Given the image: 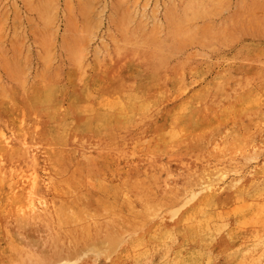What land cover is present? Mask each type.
I'll use <instances>...</instances> for the list:
<instances>
[{"label":"rangeland","instance_id":"1","mask_svg":"<svg viewBox=\"0 0 264 264\" xmlns=\"http://www.w3.org/2000/svg\"><path fill=\"white\" fill-rule=\"evenodd\" d=\"M201 6L198 10L194 0H0V148L11 151L18 146L30 162L11 165L0 152V264L17 259L11 248L14 237L28 238L19 217L32 214L26 208L32 201L42 203L41 211L32 216L53 217L48 226H56L58 232L51 238L48 229L41 233L40 243L30 241L28 248L19 251L25 264L43 259L55 264L72 258L84 247L76 244L85 241L87 225L91 231L99 228L89 243L104 254L85 264H161L165 249L156 239L165 230L174 233L173 244L169 243L172 252L181 248L187 254L172 214L219 173L227 175L222 192L227 204L222 206L228 207L215 213L222 220L219 226L215 221L207 224L212 231L219 230L218 240L225 244L209 249L218 257L216 264H224L226 246L244 249L262 240L264 195L251 205L228 188L237 180L243 185L264 170V0H201ZM127 27L140 28L150 38L136 60L144 66L138 76L140 93L159 103L152 120L161 124L164 118L178 117L188 125L198 119L208 134L218 133L214 143L202 134L196 136V148L181 138L169 143L157 162H144L127 147L144 130L122 127L113 137L105 133L103 141L89 135V142L96 143L85 149L64 146L55 149L57 155L46 153L34 142L43 126L31 119L21 102L39 104L43 92L50 90L63 111L60 117L68 122L77 95L88 94L91 87V98L87 95L85 103L98 100L108 112L112 96L106 86L119 79L116 76L123 67L112 68L108 59ZM252 99L253 108L243 104ZM241 100V109L225 116ZM13 111L16 115L11 116ZM223 143L232 144L231 152L220 153ZM202 207L205 204L197 199L183 208L203 212ZM113 223L117 228L111 227ZM193 225L189 220L184 226L196 230ZM113 232L118 239L115 244L109 240ZM192 242L190 248L196 249L197 243ZM261 251L264 254V248Z\"/></svg>","mask_w":264,"mask_h":264},{"label":"bare ground","instance_id":"2","mask_svg":"<svg viewBox=\"0 0 264 264\" xmlns=\"http://www.w3.org/2000/svg\"><path fill=\"white\" fill-rule=\"evenodd\" d=\"M194 2L196 3V7L198 10L202 8L201 0H194ZM185 11H188V8H185ZM205 11H206V8H205ZM189 12L193 13L192 7H189ZM176 14H178V13H176ZM188 16H190V15H188ZM149 40H150L149 36L147 35V33H144L142 31V29H140V28L134 29V28L127 27L126 32L123 34L122 39L119 42V45L115 48L114 52L112 54H110L109 59H108V63L112 64V68H115L118 65H122L123 67L121 69V73L116 76V77H119V79L116 81H113L111 86L109 84L107 86L105 85L106 89H108L109 93H111V96H112V101L108 105L106 104L108 112L104 110L105 108L101 107V105H100L101 103H99L98 100H96V102H90V103L87 102L88 104L85 103V99L87 98V95L89 96V94H90L89 91L92 89L91 87L88 88V94H86V92H85V93L77 95L76 99L77 98H79V99H78L76 105H74V107H73L75 109H74V112L72 114V118L68 122H65L63 120L64 117L63 118L60 117V113L62 115L63 111L61 112V108H60L61 106H59L56 103L57 102L56 98L52 97L53 94L51 92H49L50 90L49 91L46 90L43 92V96H42V98L40 97V100H39L40 103L39 104H37L36 101L31 100V99H27V100H31L33 102H29V101L21 102L20 107H22V109L28 113V115L31 117V119L33 121H36V122H38V124H41L43 126V128L40 129L41 132L38 134V136L34 137V142L37 143L39 146L43 147L46 150V153L50 152L51 155L53 156L54 154L57 155V152L55 150L56 148L60 149L61 147L65 146L67 149H70V150L71 149L79 150L82 148L85 149V147H87L93 143H96V142H89L90 141L88 139L89 135H93L94 137H99V141H103V140H101V136L106 135L105 133H109L107 135L113 137L118 132L120 133V130H122L121 129L122 127H127L131 130H137V131L144 130V134L141 135V137L138 138L137 140L130 141V139H129L128 141H130V142L128 143L127 147L130 148V151L134 155L138 156L139 159L141 158V160H143L144 162H151V163H155L158 161L159 157L161 155H163L165 153V151L167 150V146L169 143H178L182 140L181 138H184V140H186V143H189L190 145H192L193 147H196V148H199L198 144H197V142H199V140L196 136L202 137V134L207 136L208 141H211L212 143H214L215 136L218 135V133L215 132V133H213V135L208 134L209 130L206 131L207 128L205 129V127L203 126V123L200 122L198 119L197 120H194V119L190 120L188 122V125L186 122H183V120L181 118H178V117L176 119H173V120H171V119L169 120V119L164 118L161 124H157L152 120L151 114L157 108L159 103L157 100H155V101L150 100L149 98L144 97V95L140 93V91H139L140 85H139V77L138 76H139V73L144 69L143 68L144 66L141 63L140 64L137 63V60H136V58L138 56L142 55L143 48H144L143 46H144V44H147L149 42ZM220 81H221V79H220ZM215 85H217V84H215ZM82 88H83V86H82ZM208 88H210V87H208ZM216 88H218V87H216ZM42 90H44V89H42ZM235 93H236V91H235ZM16 94H17V92H16ZM11 97H12V95H11ZM252 97H253V95H252ZM89 98H91V96H89ZM92 98H93V96H92ZM9 99H10V97H9ZM109 99L111 100V97ZM253 99H252V101H245L243 104H246L248 108H253L254 103H255ZM244 100H241V102L240 101L237 102V104H234L233 107L230 106L232 108L224 113L225 116L228 115L231 111L238 112V110L241 109L242 102ZM223 102H222V104H223ZM207 103H208V101H207ZM15 105H17V104L15 103ZM63 108H64V106H63ZM243 109H244V107H243ZM207 111H210V110H207ZM14 115H16V112L15 111L11 112V116H14ZM208 116H209V114H208ZM207 118H209V117H207ZM220 127H222V126H220ZM185 133H188V135L184 136L183 134H185ZM220 135H225V134H220ZM228 136H230V135H228ZM87 139H88V141H87ZM8 140H10V139L8 138ZM106 141H107V139H106ZM117 142H118V140H117ZM100 144H107L109 146V144L106 142H100ZM231 145L232 144L221 145V147L219 148L220 153H221V151L228 152V153L231 152V148H230ZM176 146H174V147H176ZM17 147H14L13 150H11V151H6L7 150L6 148H0V152H1V154H3L5 156L7 163H9L11 165H16V166L17 165H29L30 162H29V159L26 156L24 150L21 148L18 149ZM40 149H42V148H40ZM88 150H90V149H88ZM75 152H77V151H75ZM116 152H117V149H113L111 151L112 154H115ZM65 154H66V151H65ZM219 155H221V154H219ZM44 156H46V155L44 154ZM198 157H200V156H198ZM219 159H221V158H219ZM257 165H259V164H257ZM115 166H116V164H115ZM192 174H194V173H192ZM32 176H34V175H32ZM216 176L217 177L214 179L208 178L207 182L202 184L197 192L192 193L189 200L187 202H185L181 207L179 206L174 211V213L172 214L171 218L177 219L176 220L177 221L176 222V229L178 231L177 233L179 234L178 237H182V241H183L184 245H187V246H182V249L189 250V252L187 254H182L180 251L181 248H178L175 252H172L171 247H169L170 246L169 243H171V239H172L171 236L174 235V233H171L169 231H166V230L163 231V233H161V235L156 239L158 242H163V244L162 243L161 244L163 245V250L165 249L164 252L162 251L163 253H162L161 264H216V262L218 261V257H216L215 255H214L215 257L212 256L211 251L209 249L213 248V245L223 246L225 244L223 241L218 240L217 234H218L219 230L216 229V230L212 231L211 227H209V225H207V224L210 221H215L216 225L219 226L220 225L219 222L221 223L222 220H221V217L219 215L215 216V213L217 210H219L221 208H227L228 206H226V207L222 206L223 204H227L226 203L227 200L223 199V197H222V192L225 188L223 185V184H225V182H223V181L226 180L225 178L227 177V175L225 173H219ZM193 179H194V177H193ZM243 180H244V178H243ZM34 183H33V185H34ZM156 184H157V182H156ZM192 187L194 188V186H192ZM163 188H164V186H163ZM228 190L229 191L234 190V192H233L234 196H237L240 199L249 200L251 205L254 204L255 202H257V199H259L261 195H264V170L258 172L253 178L249 179L243 185H240V183L237 180V182L235 184H230ZM13 191H15V190L12 189L11 193H14ZM35 191H37V190H35ZM193 192H194V190H193ZM163 193L165 195H167L168 191L163 189ZM35 194H37V193H35ZM35 194H34V196H35ZM225 196L227 199L228 198L227 195H225ZM149 198H152V194ZM163 198H164V196H163ZM163 198H161V199H163ZM197 199L199 202H203L205 204V207L204 208L202 207V208H203V212H206V216H204L202 210L199 209L200 207L199 208H193V209L192 208H190V209L183 208V207L188 206L193 201L195 202V200H197ZM33 200H34V197H33ZM35 200L37 201V199H35ZM148 200H151V199H148ZM125 202H127V201H125ZM128 202H130V201H128ZM240 202L242 203V201H240ZM40 204L42 205V203H40ZM40 204L38 205L37 203H34L32 201L31 203H29L28 206H26V208L31 209L30 211L32 212V214L34 213L33 215H35L38 212V210H40ZM129 205H131V204H129ZM114 208H115V210L114 209L113 210L116 211V206ZM129 208H131V207H129ZM131 211H133V210H131ZM20 212H21V210H20ZM32 214H30V212H28V213L26 212L24 215L19 217L20 221H21V222H19V226L22 229H24L26 233H28V238H25L21 241H19L17 237L13 238V240H15V241L12 242L11 248L16 251L17 256H18L17 259H15V260L12 259L13 264H25L24 263L25 260H23L21 258V253L19 251L23 252L26 248H28L25 246L30 244L31 242H33V245L35 243H40V239H43V237L41 236V233L46 234V231L48 229H50L51 235H48V236L53 238V235L58 232V230L56 229V226H48L50 224V218H53V217H49V218L48 217H42V214H40L38 216H32ZM52 216H53V213H52ZM162 220H164V219H162ZM189 220L194 221V225L192 227H196V230H193L192 228L190 229V227L188 228V227L184 226ZM113 224L114 225L111 227L117 228V225H116L117 223H113ZM61 225L62 224L59 223L57 228H59ZM109 225H110L109 223H106V226H109ZM127 226H129V224ZM54 229H56V230H54ZM172 229L173 228H171V231H172ZM189 229L192 230L193 232L189 231ZM59 230H60V228H59ZM97 230H99V228ZM97 230L95 229V230L91 231V229L89 228V225H87L86 230H85L86 234L84 236L85 241L82 240L76 244V246L84 245V247H82L79 251H76L73 254L72 258L59 261L58 263H55V264H85L89 260H95V261L100 260L104 254V251L99 246L90 245V243H89L90 237L93 236ZM159 233H160V231H159ZM116 235L117 234L114 232L110 233L109 240L111 241V244H115L118 241ZM192 240L197 243L196 249L190 248V244H188V243H191ZM175 243H178V242H175ZM192 243H194V242H192ZM172 244L173 243H171V245ZM158 246H156V247H158ZM233 247L234 248L230 249L226 246L223 249L224 251H222V253H223L222 258L224 260L223 261L224 264H240V261H244L241 263L246 264L250 260L254 264H264V254L261 251V249L264 248V237L262 238L261 241L255 243V244L248 245L244 249H235L234 245H233ZM147 251L149 252L150 249ZM253 256L256 257V259H253ZM146 258H147V256H146ZM139 260H140V258H139ZM141 260H143V259L141 258ZM148 261H150V260H148ZM33 263L34 262L32 261V264ZM50 263H51L50 261H47L45 259L41 260V262H38V264H50ZM148 264H149V262H148Z\"/></svg>","mask_w":264,"mask_h":264}]
</instances>
